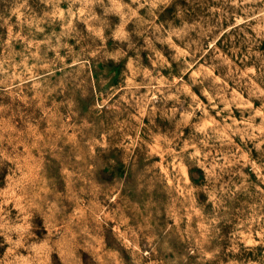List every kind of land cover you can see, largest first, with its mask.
<instances>
[{"label":"rangeland","instance_id":"rangeland-1","mask_svg":"<svg viewBox=\"0 0 264 264\" xmlns=\"http://www.w3.org/2000/svg\"><path fill=\"white\" fill-rule=\"evenodd\" d=\"M0 264H264V0H0Z\"/></svg>","mask_w":264,"mask_h":264}]
</instances>
